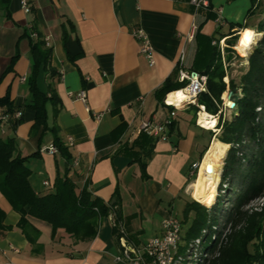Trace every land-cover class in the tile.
<instances>
[{"label":"crops","instance_id":"1","mask_svg":"<svg viewBox=\"0 0 264 264\" xmlns=\"http://www.w3.org/2000/svg\"><path fill=\"white\" fill-rule=\"evenodd\" d=\"M254 12L251 0H211L210 9L200 11L182 0H31L29 14L20 0H8L6 9L0 4V97L9 91L12 107L22 112L20 123L14 129L6 123L1 135L14 137L19 153L28 157V181L38 195L53 191L55 179L66 176L76 192L85 187L114 203L90 240L75 241L63 229L52 234L49 224L31 218L38 235L30 243L16 226L19 214L0 192L3 225L10 228L0 230V264H126L116 261L120 232L134 244L158 236L175 204L187 202L191 166L210 141L188 109L176 113L165 138L151 136L141 124H158L167 115L157 92L168 80L172 90L179 88L181 51L183 67L192 71L197 49L195 39L187 40L192 24L194 34L225 41L244 26L257 32ZM134 28L145 33L153 65L140 54ZM38 40L50 55L38 67L36 85L59 100L55 117L47 106L48 124L57 126L76 167L46 151L52 136L33 126L35 113L27 107V81L38 57L30 48ZM81 90L85 104L71 96ZM146 137L151 146L144 144Z\"/></svg>","mask_w":264,"mask_h":264},{"label":"trees","instance_id":"2","mask_svg":"<svg viewBox=\"0 0 264 264\" xmlns=\"http://www.w3.org/2000/svg\"><path fill=\"white\" fill-rule=\"evenodd\" d=\"M251 1L252 5H255L254 13L256 15L264 14V10L260 9V0ZM7 3L8 0H0V4L4 9L7 8ZM200 10L203 9L195 11ZM239 27L242 28V26ZM244 27L245 29L240 32L248 31L247 26ZM257 32L261 34V38L249 54L246 73L240 77L242 98L237 101L238 115L233 120L221 124L218 136L220 142L230 146L225 159L222 182L228 180L226 182L230 184L231 189L238 186L241 192L246 190L245 186L249 188L250 183L246 179V176L243 179L241 178L243 181L239 180L237 184L234 182V178H240L241 163L245 161L246 156L244 154L241 157L237 156V150L234 146L240 145L243 137L257 142V138L259 139L260 137L259 134L264 132V124L255 122L257 115L255 108L261 102L264 103V22H258ZM231 35L232 33L228 36ZM232 38L228 37L225 40L229 47L227 48L228 51H231V46L235 42V39L233 40ZM193 39L196 40L197 49L192 64V71L206 76V90L199 94L198 103L205 106L208 114H215L217 112V105L220 103V96L225 91V83L222 80L225 72L217 45L219 39L205 37L199 35L198 32L194 34ZM213 41L215 44H212ZM231 41L232 44L229 43ZM44 46V42L39 40L31 44V52L36 53L38 57L33 63L32 73L27 81L30 92V100L27 107L35 113L33 126L36 128L42 127V132H47L52 136V145L69 166L71 165L72 157L58 137V128L55 124H48L47 106L50 105L52 107V116L55 117L58 113L57 105L59 104V100L53 92H50L48 96L40 92L36 85L38 67L41 64H47L50 55V49L44 48ZM11 68L10 64L7 67V71H10ZM176 70L178 71V67H176ZM1 78L2 75H0V81ZM168 82L169 80L157 92L158 99L161 102L164 96L172 91L170 86H168ZM183 85L184 83H180L179 88ZM229 86L231 89L235 87L232 80H230ZM2 108L5 109L3 114L9 115L7 122L9 127L14 129L21 121L22 112L14 110L12 107L9 91L0 97V109ZM189 108L193 109L194 113L196 112L194 106H190ZM17 111L21 112V115L18 118H14L13 115ZM173 126L174 121H171V124L167 127V137L170 136ZM207 133H210V131ZM141 137H143V134H140L138 138L141 139ZM143 141L147 146H151L149 138L146 137ZM138 142H134V146L141 148L142 145ZM149 154L150 150L147 152V156ZM27 160L28 157L22 156L19 153L14 137H5L0 134V192L4 195L13 210L19 214L20 218L16 226L26 236L28 241L33 243L38 235L37 230L30 223L31 218L49 224L52 234H55L57 229H63L75 241H87L94 238L99 220L108 216L114 203L106 204L99 198L93 197L85 187L76 192L73 182L66 176L55 179L53 191L38 195L34 192L28 181L30 171L26 166ZM193 178H195V175ZM240 195L237 194L235 199ZM220 206L221 202L217 201L214 207L207 210L193 201L185 203L182 210L183 221L181 222V226L186 221L191 224L184 237L181 236L182 245L179 247L180 253L188 250L187 246L195 239L202 241L201 250H210L211 237L215 234V229L218 225L219 217L217 212H219ZM4 216V212L0 209V230L10 229L3 225ZM250 244L252 246L251 252L248 251ZM244 250L249 260L247 264H264V246H262L261 250H257L255 242L252 239L245 242Z\"/></svg>","mask_w":264,"mask_h":264},{"label":"rangeland","instance_id":"3","mask_svg":"<svg viewBox=\"0 0 264 264\" xmlns=\"http://www.w3.org/2000/svg\"><path fill=\"white\" fill-rule=\"evenodd\" d=\"M259 3L260 9L264 10V0H260ZM256 20L257 24L258 22H264V14L257 15ZM248 29L249 28H247V30ZM238 32L239 31H237V33ZM237 33H235V37L232 38L233 40L235 39L233 46H231L232 52L228 51L227 48L229 47L226 41L220 45L219 40L217 44L223 70L225 72L224 77L228 78V89H226L225 85V91L223 93L227 94V90H231L229 82L232 80L235 85L233 89L236 90L237 95L232 97V102L234 103L233 108H224V115H220L218 124L216 125L218 131L212 132L209 130L210 133H205V139L210 142L214 137L218 139L220 134L219 129L222 123L229 122L238 115L237 101L242 98L240 77L246 73L249 54L257 41L261 38V36H259L256 39L245 57L243 56V52L236 47V39L239 37ZM229 43L232 44V41ZM223 93L220 96V103L218 104V106L221 107L223 104ZM188 110L191 109L188 108ZM191 112H193V109ZM255 112L257 114L255 122L264 124V103L261 102L258 107L255 108ZM193 115L195 124L196 114L194 113ZM259 135L260 137L259 139L257 138V142L243 137L241 144L234 146L237 150V156L241 157L242 154L246 156L245 161L241 163L240 178H234V182L237 184L239 180H242L243 177L246 176V179H248L250 183V187L247 188L245 186L246 190L244 192L239 191L238 186L232 187L231 189L230 184L226 182L228 180L222 182L225 159L230 146L225 156L220 161L218 170L219 182L216 187V196L212 205L207 206L203 201V196L198 198L196 193L188 188L187 201L196 202L207 210L214 207L217 201L221 202V206L219 207V212H217L219 220L215 229V234L211 237L210 250H201L202 241L200 239H195L187 246L188 250H185L180 264H247L249 260L244 250L245 242L253 239L257 250H261L262 246H264V132H261ZM197 174L195 178L191 177L189 184L196 179ZM237 194H241L239 196L240 198L238 197L235 199ZM183 207L184 204L181 205L180 203H176L173 207V214L180 222L183 221ZM190 224L191 223L188 221L183 222L181 228L182 237H184ZM248 251H252L251 244L248 246Z\"/></svg>","mask_w":264,"mask_h":264},{"label":"built area","instance_id":"4","mask_svg":"<svg viewBox=\"0 0 264 264\" xmlns=\"http://www.w3.org/2000/svg\"><path fill=\"white\" fill-rule=\"evenodd\" d=\"M189 3L194 7L195 10L210 9L211 0H182ZM20 8L25 14L31 12V0H20ZM217 21L220 22L219 15L217 16ZM31 29V26L29 27ZM196 25H191L190 33L187 35V40H192L194 32L196 30ZM239 33V32H238ZM237 33V35H238ZM131 34L140 41L139 52L144 55L149 62V65H153V59L151 54V47L147 40V37L142 29L134 28L131 31ZM31 37H37V34L31 31ZM223 39L220 40V45L223 43ZM184 53L181 51L179 57L178 65V80L184 85L178 89L172 90L167 93L162 99V105L165 108H168L167 115L162 119L158 124L150 125L149 123H142L141 129H149V134L151 136L165 138V130L171 124V121L176 117V113L181 110L188 109L190 106H194L196 109V118L195 125L201 129L205 130L201 124H199L200 112L206 111L205 106L198 103L199 94L205 92L206 90V76L199 75L195 72L186 70L183 67ZM228 89V79L227 77L223 78ZM228 92V90H227ZM226 92V93H227ZM75 99L81 101L83 104L86 103V93L85 91H79L71 95ZM171 98L172 100H169ZM234 106V103H233ZM225 109H232L233 107L225 105L223 100L222 107L217 105V112L211 114L212 117L216 118V124H218L220 115H224ZM208 113V112H207ZM210 114V113H209ZM21 112L17 111L13 115L14 118L20 117ZM98 118V116H95ZM9 115L1 114L0 115V134H3V125L8 122ZM209 131V130H205ZM214 132V130H211ZM50 154L57 153V149L51 144L46 150ZM200 162L194 163L191 166V175L196 176ZM72 167L77 166V160H72ZM45 186H49L48 182H44ZM181 222L174 216L165 218L161 222V233L158 236L148 239L145 243L134 244L130 242L123 232H120L118 235V244L120 251L116 257V261L125 262L126 264H180V261L184 255L179 252V247L182 245L181 240Z\"/></svg>","mask_w":264,"mask_h":264},{"label":"bare ground","instance_id":"5","mask_svg":"<svg viewBox=\"0 0 264 264\" xmlns=\"http://www.w3.org/2000/svg\"><path fill=\"white\" fill-rule=\"evenodd\" d=\"M238 36L236 47L242 51L243 56L246 57L250 47L254 44L256 39L261 36V34L249 29L247 32L238 33ZM231 99L232 98H228L227 94L223 93L225 105L233 107ZM169 100L172 99L169 98ZM199 124H201L205 130H214V132L218 131L215 125L216 118L212 117L206 111L200 112ZM228 148L229 145L220 142L214 137L201 159L196 179L188 186L191 191L196 193L198 198L203 196V201L207 206H211L214 202L216 187L219 182L218 170L220 167V161L225 156Z\"/></svg>","mask_w":264,"mask_h":264},{"label":"water","instance_id":"6","mask_svg":"<svg viewBox=\"0 0 264 264\" xmlns=\"http://www.w3.org/2000/svg\"><path fill=\"white\" fill-rule=\"evenodd\" d=\"M227 95H228V98H232V97L236 96L237 95L236 90L235 89L229 90Z\"/></svg>","mask_w":264,"mask_h":264},{"label":"clouds","instance_id":"7","mask_svg":"<svg viewBox=\"0 0 264 264\" xmlns=\"http://www.w3.org/2000/svg\"><path fill=\"white\" fill-rule=\"evenodd\" d=\"M211 131V130H210Z\"/></svg>","mask_w":264,"mask_h":264}]
</instances>
